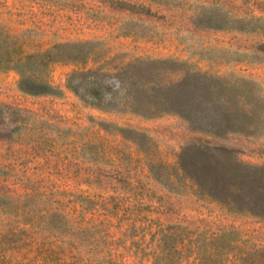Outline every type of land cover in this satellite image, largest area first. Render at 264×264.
Here are the masks:
<instances>
[{
	"label": "rangeland",
	"instance_id": "obj_1",
	"mask_svg": "<svg viewBox=\"0 0 264 264\" xmlns=\"http://www.w3.org/2000/svg\"><path fill=\"white\" fill-rule=\"evenodd\" d=\"M188 73L230 131L132 113ZM198 143L264 166V0H0V264H264V217L176 182Z\"/></svg>",
	"mask_w": 264,
	"mask_h": 264
},
{
	"label": "trees",
	"instance_id": "obj_2",
	"mask_svg": "<svg viewBox=\"0 0 264 264\" xmlns=\"http://www.w3.org/2000/svg\"><path fill=\"white\" fill-rule=\"evenodd\" d=\"M30 57L32 56L19 57L16 62L27 60ZM150 78L146 83L137 86L135 84L134 92L129 91L127 93L128 98L132 102H136V107L132 113L136 112V114L142 116L172 113L179 115L190 123L196 122L200 127L204 126L208 133L212 135H217L222 132V129L227 132L230 131L221 121H216L218 109L205 103L208 96H210V91L205 86L206 78H204V75L188 73L184 78L175 82L152 79L155 77ZM89 79L90 76L85 80L89 82ZM125 82H128V79L123 84ZM36 84L39 87L40 84L48 87L46 83ZM126 85H129V82ZM139 91L144 99L136 98ZM164 91L170 92L171 98L162 95ZM113 93L115 94L114 91ZM157 94L158 99L156 98ZM86 96L93 98V100L100 97L98 90L92 91ZM145 100L153 102L154 105L143 104L142 102ZM154 100L156 101L154 102ZM162 102L167 105H162ZM175 167L174 175L179 186L191 187L196 193L208 196L224 205L228 210L240 214L264 217V166L241 163L232 154L230 155V151L226 147L198 143L186 146L180 151ZM198 247L214 249L215 244L202 243L197 246V249ZM254 251L262 253L264 250L254 249ZM244 252V256H237L232 264H248L246 262L247 252ZM199 254V251H196L197 264H200L199 259L201 256L199 257ZM253 264L258 263L254 261Z\"/></svg>",
	"mask_w": 264,
	"mask_h": 264
}]
</instances>
